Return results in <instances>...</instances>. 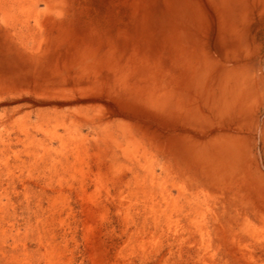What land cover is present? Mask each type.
<instances>
[{"label": "bare ground", "instance_id": "bare-ground-1", "mask_svg": "<svg viewBox=\"0 0 264 264\" xmlns=\"http://www.w3.org/2000/svg\"><path fill=\"white\" fill-rule=\"evenodd\" d=\"M0 264H264V0H0Z\"/></svg>", "mask_w": 264, "mask_h": 264}]
</instances>
